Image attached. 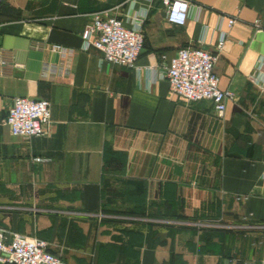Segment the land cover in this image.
Returning <instances> with one entry per match:
<instances>
[{
	"label": "crops",
	"instance_id": "0c3cea01",
	"mask_svg": "<svg viewBox=\"0 0 264 264\" xmlns=\"http://www.w3.org/2000/svg\"><path fill=\"white\" fill-rule=\"evenodd\" d=\"M187 1L176 26L162 0H2L18 67L0 76L1 231L66 264H264V0ZM95 14L140 27L134 68L82 49ZM185 47L216 56L222 118L171 93L164 66ZM17 97L49 102L47 135H11Z\"/></svg>",
	"mask_w": 264,
	"mask_h": 264
},
{
	"label": "built area",
	"instance_id": "2783aa9c",
	"mask_svg": "<svg viewBox=\"0 0 264 264\" xmlns=\"http://www.w3.org/2000/svg\"><path fill=\"white\" fill-rule=\"evenodd\" d=\"M2 0H0V3ZM166 21L171 25L183 26L189 11L187 0H162ZM234 20H228L233 25ZM256 31L260 30L259 21L254 22ZM83 50L94 47L102 55V61L111 65L134 68L141 53L144 35L140 27L126 28L118 17L93 15L82 36ZM224 36L217 44L223 47ZM51 51L64 54L65 49L53 45ZM165 60L164 56H161ZM216 56L199 47L179 49L165 64L164 79L172 94L187 103L209 101L215 115L222 118L226 102L234 96L219 88L218 77L214 74ZM18 65L13 62L12 54L0 48V76L11 75ZM54 74L52 68H45L43 76ZM51 122L50 104L46 100L14 98L7 111L5 125L14 137L31 139L48 134ZM35 163L44 159L35 157ZM101 217V216H99ZM48 242L40 238H28L20 234L7 235L0 230V264H66L48 251Z\"/></svg>",
	"mask_w": 264,
	"mask_h": 264
},
{
	"label": "trees",
	"instance_id": "16d2710c",
	"mask_svg": "<svg viewBox=\"0 0 264 264\" xmlns=\"http://www.w3.org/2000/svg\"><path fill=\"white\" fill-rule=\"evenodd\" d=\"M141 188H139V190H140Z\"/></svg>",
	"mask_w": 264,
	"mask_h": 264
}]
</instances>
